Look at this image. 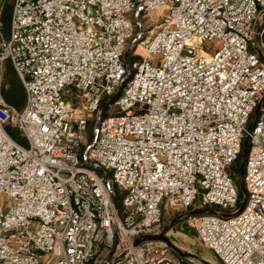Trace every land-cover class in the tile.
I'll return each mask as SVG.
<instances>
[{
	"label": "built area",
	"instance_id": "1",
	"mask_svg": "<svg viewBox=\"0 0 264 264\" xmlns=\"http://www.w3.org/2000/svg\"><path fill=\"white\" fill-rule=\"evenodd\" d=\"M4 1L0 264H197L136 246L164 209L221 264H264V0H13L9 37Z\"/></svg>",
	"mask_w": 264,
	"mask_h": 264
},
{
	"label": "rangeland",
	"instance_id": "2",
	"mask_svg": "<svg viewBox=\"0 0 264 264\" xmlns=\"http://www.w3.org/2000/svg\"><path fill=\"white\" fill-rule=\"evenodd\" d=\"M7 1V0H5ZM12 1L13 0H8ZM4 4V2H3ZM164 12L163 9L158 10L157 12H155L152 17V19H154L155 17H158L160 14H162ZM151 19V20H152ZM204 51H207V47L203 48ZM132 58L129 57V61L132 63ZM7 89V85L5 90ZM69 89H66L64 92V98L66 101H71V100H75L77 101V96L75 93H73L72 95H69L68 93ZM245 143V141H244ZM244 143H243V148H244ZM241 159L239 158L236 163L232 166L231 171H232V175L233 178L236 182V185L238 186L239 189V193L241 195V202L237 205V210L240 209V207L243 205L244 203V199H245V194L243 191V188L241 186V182H240V172H241V168H242V164H243V153L240 156ZM121 201V198H119V202ZM121 206V202L119 204V207ZM214 209H217L216 207H214ZM163 223L162 226L158 229V231H160V233L167 228L171 223H173L174 221L178 220L177 216L178 214L176 212H174V210L171 209H165L163 210ZM182 221H177V223L175 224V226L173 228H171L168 233L167 236L168 238L171 240V242L177 247L179 248L181 251L186 252V253H190L193 254L195 256H197L200 260L206 261L210 264H221L220 261L218 260V258L215 256V254L207 249L206 247H204L200 241L198 240L196 234L194 233V231L190 230L186 225H182L181 224ZM176 225L177 228H176ZM110 252H103L100 251L98 258H96V260H93L92 262H90V264H103L110 255ZM179 257V256H178ZM194 263L197 264H201L197 259H191Z\"/></svg>",
	"mask_w": 264,
	"mask_h": 264
},
{
	"label": "trees",
	"instance_id": "3",
	"mask_svg": "<svg viewBox=\"0 0 264 264\" xmlns=\"http://www.w3.org/2000/svg\"><path fill=\"white\" fill-rule=\"evenodd\" d=\"M14 1H4L3 9L1 12V20L3 23V33L8 37L10 32L11 17L13 11ZM5 81L7 89L4 91V98L6 102L16 111L21 112L25 106V91L23 85L16 75L10 62L6 63ZM10 134L19 143L25 145V142L18 136L15 130H10ZM241 159V157H239ZM236 163V162H235ZM241 202V195L239 203Z\"/></svg>",
	"mask_w": 264,
	"mask_h": 264
},
{
	"label": "water",
	"instance_id": "4",
	"mask_svg": "<svg viewBox=\"0 0 264 264\" xmlns=\"http://www.w3.org/2000/svg\"><path fill=\"white\" fill-rule=\"evenodd\" d=\"M258 114H259V108L256 110L255 116H257ZM247 149H248V141L246 140L245 143H244V148H243V157H242L243 164H242V168H241V172H240V178L243 175V167H244V163H245V159H246ZM244 194H245V192H244ZM244 206H245V201H244L243 205L240 207L239 212H241L243 210ZM198 213H200V212H190V213L187 214V217L193 216V215H197ZM177 221H179V220H176L173 223H171L167 228H165L158 235L144 236V237L136 240V242H135L136 246L143 245V244H146V243H149V242H161V243L166 244L171 250H173L178 256H180L182 258L200 260L197 256H195L193 254L181 251L168 238V236H167L168 231L175 226ZM199 262L201 264H210V263H208L206 261H203V260H200Z\"/></svg>",
	"mask_w": 264,
	"mask_h": 264
},
{
	"label": "crops",
	"instance_id": "5",
	"mask_svg": "<svg viewBox=\"0 0 264 264\" xmlns=\"http://www.w3.org/2000/svg\"><path fill=\"white\" fill-rule=\"evenodd\" d=\"M3 34H4V33H3ZM9 35H10V32H9ZM9 35H8V37H9ZM4 36H5V34H4ZM5 37H7V36H5ZM181 224L184 225L183 223H181ZM177 226H178V225H176V228H177Z\"/></svg>",
	"mask_w": 264,
	"mask_h": 264
}]
</instances>
